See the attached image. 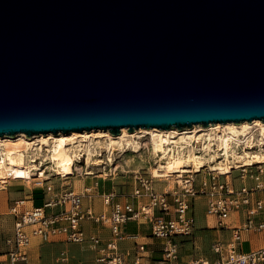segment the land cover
<instances>
[{
	"label": "water",
	"instance_id": "1",
	"mask_svg": "<svg viewBox=\"0 0 264 264\" xmlns=\"http://www.w3.org/2000/svg\"><path fill=\"white\" fill-rule=\"evenodd\" d=\"M264 121V0H0V136Z\"/></svg>",
	"mask_w": 264,
	"mask_h": 264
},
{
	"label": "built area",
	"instance_id": "2",
	"mask_svg": "<svg viewBox=\"0 0 264 264\" xmlns=\"http://www.w3.org/2000/svg\"><path fill=\"white\" fill-rule=\"evenodd\" d=\"M233 145L237 151L249 146V150L264 153V141L258 142L256 138L250 145L246 144L245 139L238 143L234 141ZM172 147L178 149L173 144ZM213 147L216 148V145ZM202 148L197 145L195 150L202 153ZM98 149L100 148H97L94 156H102L105 152L102 148ZM211 153L214 154L213 163L225 161L222 150L216 149ZM104 154L106 159L102 162V170L91 175L114 179L119 173L122 159L112 153L111 161L108 152ZM154 155L155 158L158 157ZM159 158L149 159V166L145 171L120 170L125 175L133 173L132 190L120 191L122 193L113 190L104 194L103 202L109 207V212L96 213L92 206L83 208L85 197L93 198V187L77 191L66 184L57 191V185L51 182L53 177L68 180L82 174L75 169L70 175H59L50 158L37 157L34 162L38 167L32 169L34 175L31 180L36 184L35 188L42 189L44 197L49 195V198L41 206L29 205L26 198L15 200L9 206L5 215L12 216L14 224L10 233L0 230V264H30L33 239L42 243H90L98 250V255L91 264H151V261L156 264H264V245L248 252L240 247L244 231L264 232V162H254L248 166L231 163L230 166L233 167L229 173H223L208 164L203 165L200 171L186 172L181 177L176 174V187L164 185L161 188L160 183L167 180L153 173ZM77 162L89 164L86 156L78 158ZM234 170L239 171L237 177L241 183L238 186ZM248 178L255 180L254 186L247 183ZM258 192H263V195L258 196ZM198 196L205 197L206 216L216 220L221 228L231 229L232 234L228 241L218 239L213 242L211 249L214 257H198L186 261L180 255L179 237H192L196 232L193 201ZM233 212L238 214L239 223L229 227L227 222ZM87 220L109 229V237L105 238L97 231H86L84 224ZM138 221H149V236L156 239V243L138 240V234H130L125 230L128 223ZM129 238L135 239L133 254L125 253L120 245L122 240ZM59 260L65 262L63 264H83L68 263L65 251Z\"/></svg>",
	"mask_w": 264,
	"mask_h": 264
},
{
	"label": "bare ground",
	"instance_id": "3",
	"mask_svg": "<svg viewBox=\"0 0 264 264\" xmlns=\"http://www.w3.org/2000/svg\"><path fill=\"white\" fill-rule=\"evenodd\" d=\"M255 138L258 142L264 141V121L259 118L241 122H216L207 126L194 124L187 128L138 127L129 131L128 127H123L119 133L94 128L34 135L25 132L3 135L0 136V194L5 190L1 187L6 188L8 178H25L30 183L34 175L32 169L38 167L34 161L39 155L50 158L59 175H70L76 169L82 176H88L95 173L93 166L103 162L92 158L98 147L107 150L111 161L112 153L116 150L122 153L129 149L134 151L130 158L132 161L137 153L148 149L160 157L153 173L174 184L176 174L181 177L186 172L200 171L207 164L223 173H229L233 167L231 163L248 166L254 162H264V153L249 150V146L237 151L233 145L234 141L238 143L243 139L250 145ZM172 144L178 149H173ZM197 145H201L202 151L206 153H198L195 150ZM215 145L216 148L213 147ZM216 149L223 151L225 161L213 163L215 159L211 152ZM85 156L89 164H79L78 158ZM91 158L93 161L90 162Z\"/></svg>",
	"mask_w": 264,
	"mask_h": 264
},
{
	"label": "crops",
	"instance_id": "4",
	"mask_svg": "<svg viewBox=\"0 0 264 264\" xmlns=\"http://www.w3.org/2000/svg\"><path fill=\"white\" fill-rule=\"evenodd\" d=\"M76 177V176H75ZM75 177H72L75 178ZM58 181H60L59 178H55ZM52 178V180H55ZM85 182H83V186L82 189L77 190V191H83L86 187H93V192H92V199L91 198H87L85 197L84 199V203H83V208L87 209L88 207H93V209L95 210L96 213H100V212H105L108 211L109 212V207L105 206L104 202H103V195L116 190L115 188V178H108V180L106 178H103L101 175H88L86 176ZM14 181H21V180H10L6 186V188H2L1 189H5L1 194H0V204H2V206H0V230L5 232V233H10L13 230V224H14V220L12 216L9 215H5L9 209V206L13 203V201L18 200V199H28V204L29 205H35V192L36 191H42V189H36V188H30L28 191H23L20 193H16L15 195H12L8 192V186H11V182ZM71 183V179L68 180H62V182H58V186H56L57 191L62 189V186ZM98 183V184H96ZM236 183V180H235ZM239 184L236 183V186H238ZM76 189V188H75ZM122 191H125V187H123L121 189ZM121 190H117L119 193ZM43 192V191H42ZM44 193V192H43ZM45 195V193H44ZM43 195V203L45 202L46 199L49 198V195H46L44 197ZM258 196H262L263 192H258L257 193ZM203 196H198L194 199L193 201V207L195 205V200L197 198H202ZM42 203V204H43ZM205 206V211H206V204ZM55 210V209H53ZM237 213L233 212L228 223V226H234L236 224L239 223V220L237 219ZM196 232L192 237H179V241H180V255L181 258L183 260L186 261H190L194 258H198V257H203V258H212L215 255L212 252L211 249V254H209V256L204 253V250L202 248V235L199 233V231L204 232V231H210L211 234L213 235V240H212V244L214 241L221 239L224 241H228L231 238V234H232V230L231 229H224L221 228L220 226H217V222L216 220L210 219L207 217L206 220V224L205 225H200L198 224V221L196 219ZM84 227L86 229V231L88 232H93V231H97L100 232L105 238L109 237L110 233H109V229L104 228L103 226H101L100 224H95L93 221L91 220H87L85 221ZM125 230L130 233V234H138V240H145L148 243H156L157 240L153 239L152 237H150V223L149 221H138V222H130L126 225ZM57 243V242H62V243H69V242H65V241H54V242H39L38 239H33L32 242V247L30 250V254H31V259H30V264H34V257H35V253L42 249V244H46V243ZM248 242L250 244V248L248 251L254 249V248H258L262 245H264V232H255V231H244L243 232V241L240 245L241 249L244 252H248L245 251L243 249V245ZM88 247L90 249H92L95 252L94 258L98 255V250L96 248H94L90 243H87ZM121 248L125 253L128 254H133V248L135 246V239L133 238H129V239H124L121 241ZM185 246V247H184ZM185 248V250H184ZM184 250V251H183ZM183 251V252H182ZM156 253H154L155 255ZM132 256V255H130ZM93 258V259H94ZM92 259V261H93ZM91 261V263H92Z\"/></svg>",
	"mask_w": 264,
	"mask_h": 264
},
{
	"label": "rangeland",
	"instance_id": "5",
	"mask_svg": "<svg viewBox=\"0 0 264 264\" xmlns=\"http://www.w3.org/2000/svg\"><path fill=\"white\" fill-rule=\"evenodd\" d=\"M99 148V147H98ZM101 149V148H100ZM98 149V150H100ZM104 150V149H102ZM98 152V151H97ZM104 153H107V150L103 152L102 156L95 155L92 156L93 159H103L104 162L106 159V156ZM134 151L131 149L127 150V152L122 153L120 150H116L114 154H116V157H120L122 159L121 165L119 168V173L116 175L114 184L116 190H121L123 187H125L126 191L132 190L133 180L134 176L133 173H126L123 174L120 170L126 169V170H138L145 171L147 166H149L148 161L149 159H158V157L155 158V155L152 154L148 149L141 150L140 153H137L134 160L131 161V154H133ZM206 153V152H202ZM209 156V154H207ZM41 159H48V157L39 155ZM92 158L90 159V162L93 161ZM142 158V159H141ZM130 159V161H129ZM119 160V159H118ZM134 161V163H133ZM139 161V162H138ZM102 163V162H101ZM138 163V164H137ZM103 165L100 164L99 166H93V171L95 173H99L102 170ZM51 173V172H49ZM235 180L237 184L241 183V180L237 177L239 174L238 170L233 171ZM199 177L197 178V183L199 182ZM55 179V177H53ZM262 179H264V175L262 176ZM86 176H76L75 178L71 179V183L69 185L71 187L76 188V190L82 189L83 182H85ZM108 180V179H107ZM175 180V179H174ZM51 182L55 183V185L58 186V182H62V180L58 181L57 179L51 180ZM247 183L250 186L255 185V180L248 178ZM164 185L170 188L176 187L177 183L171 184L168 180L166 182H161L160 187L162 188ZM36 184L34 181L31 180L30 183H27L26 181H14L11 182V186H8V192L12 195H15L16 193L25 192L28 191L30 188H35ZM122 191V190H121ZM37 203H43V192L40 190L36 194ZM205 197L197 198L195 200V205L193 207L194 214L196 216V219L198 221V224L205 225L207 216L205 211ZM217 226L219 227V224L217 223ZM199 233L202 235V248L204 250V253L206 256L211 254V246H212V240L213 235L210 231H204ZM42 249L38 250L35 253L34 257V264H63L62 260H59V257H61L62 252L65 251V256H68V263H83V264H91L92 259L94 258L95 252L88 247V244H76V243H62V242H55V243H46L42 244ZM185 247V246H184ZM250 248V244L246 242L243 245V249L245 251H248ZM185 250V248H184ZM183 250V251H184ZM182 251V252H183ZM151 264H156L155 261H151Z\"/></svg>",
	"mask_w": 264,
	"mask_h": 264
},
{
	"label": "trees",
	"instance_id": "6",
	"mask_svg": "<svg viewBox=\"0 0 264 264\" xmlns=\"http://www.w3.org/2000/svg\"><path fill=\"white\" fill-rule=\"evenodd\" d=\"M39 191H36L34 194H35V205L36 206H41L42 205V203L40 204V203H37V198H36V194L38 193Z\"/></svg>",
	"mask_w": 264,
	"mask_h": 264
}]
</instances>
